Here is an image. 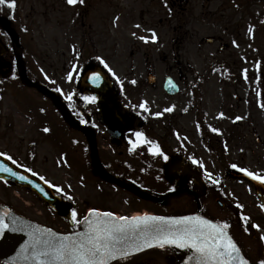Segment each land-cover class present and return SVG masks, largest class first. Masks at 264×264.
I'll return each mask as SVG.
<instances>
[{
	"label": "flooded vegetation",
	"instance_id": "1",
	"mask_svg": "<svg viewBox=\"0 0 264 264\" xmlns=\"http://www.w3.org/2000/svg\"><path fill=\"white\" fill-rule=\"evenodd\" d=\"M138 1L141 0H123V8L112 9L110 14L103 9L107 5L113 6L115 0H84V3L77 2L75 5H69L67 0H20V52L23 48L21 41L25 42L27 33L49 34L39 36L44 45L39 46L40 42H37V46L48 49L53 46L51 40L56 41V38L51 36L55 32L52 20H56L55 11L59 3L67 11L74 8L82 23L79 48L75 47V42L67 40L71 55L67 73H50L42 68L40 58L26 60L20 54V89L40 97L39 106L49 107V120L43 118L45 109L40 107L44 112H40V121L36 124L38 136L44 138L49 134L47 137H53L54 141L57 134L60 141L66 135L68 139L64 140L69 152L83 155L90 173L102 181L112 182L124 189L164 186L170 195L187 192L196 209L218 223L227 222L230 225L229 234L245 258L251 264H258L259 260L264 259V239L261 238L262 233H256L258 229L252 225H260L264 219L245 213V209L243 211V207L239 206H243L244 194L248 191L241 184H249L255 192L254 184L240 169L252 170L246 163L248 155L259 161L264 152V0H165L162 5L165 13L159 16L158 22H154L157 16L154 12L162 10L156 8L152 11L150 4L137 9ZM104 14H108L116 32L122 28L126 35L129 34L131 64H156L157 58L148 57L142 45L159 41L157 33L161 23L173 22L174 30L182 34L177 37L178 65L181 67L177 70L176 78L165 74V79L169 76L174 79L178 90L176 93L164 90L165 96L160 101L149 97L144 101L146 115L127 110L122 91L114 88V75L101 63V60L109 62L110 58L98 50L99 45L105 44L97 38L98 28L93 23L96 18L98 23L100 20L103 23ZM87 16L89 23L86 24ZM194 21L208 23L212 30V35L201 38L195 46L199 44L197 48L202 49L203 43L215 45L210 62L202 74L194 72L193 65L188 62L189 67H184L187 64L185 44L195 35L191 28ZM153 31L157 35L156 41L151 39ZM146 34H149L150 43L141 39ZM119 38L127 40L126 37ZM117 39L107 44L108 55H115L118 50ZM87 41L93 48L90 53L86 49L89 45ZM5 55L2 56L3 60ZM13 57L9 55L10 60ZM74 57L79 59V63L75 74L71 72L73 79L69 80V71L74 67L71 59ZM159 58L167 61L168 56L165 54ZM94 66L99 67L104 73L103 78L111 82L109 89L88 91L83 88V76ZM150 73L151 67L147 78ZM62 77H65V83ZM202 81L207 85H202ZM34 83L47 86L56 97L42 92ZM69 96L72 98L68 99ZM85 96H95L96 99L85 100ZM103 104L111 110L107 113L110 119L115 121V117L119 116L124 120V131L119 133L115 124L111 129L105 126L101 115ZM167 108L172 111H164ZM156 112L162 115H154ZM46 127L51 132H41ZM213 128L218 131H212ZM137 132L144 134L138 143ZM154 145L159 146V154L150 150ZM10 161L34 177L48 179L38 171L36 155L24 158L22 163L13 159ZM233 164L237 167L233 168ZM206 173H211V180ZM0 182L17 188L12 182L2 179ZM18 189L20 191V187ZM256 198L261 205L257 195ZM0 206L52 230L73 232V221H68V229L57 230L51 224V219L48 220L50 223L40 222L36 217L21 212L20 199L10 195L6 189L1 192ZM261 211L264 214L262 207ZM53 213L59 215L55 211ZM242 217L248 218L247 221ZM0 219L5 224L11 223L1 209ZM245 228L248 230L245 231ZM156 252L160 255L140 253L111 264H169V258H175L168 251ZM0 264L14 263L0 259Z\"/></svg>",
	"mask_w": 264,
	"mask_h": 264
},
{
	"label": "rangeland",
	"instance_id": "2",
	"mask_svg": "<svg viewBox=\"0 0 264 264\" xmlns=\"http://www.w3.org/2000/svg\"><path fill=\"white\" fill-rule=\"evenodd\" d=\"M164 1L141 0L138 1L137 7L135 8L139 9L144 4H150L152 11L156 8L162 10L161 12H154L157 15L154 18V22H158L159 16L165 13L162 8ZM107 6L103 9L104 12L112 14V9H122L124 2L123 0H115L113 6ZM60 7V3L57 4L55 11L56 20H52L55 32L51 36L55 37L56 41L51 40L54 44L49 49L37 46V42H40L39 46L44 45L43 40H39L38 37L49 36V34L27 33L25 42L21 41L23 42V48L21 50L23 54L20 52V47L14 51L12 43L0 27V38L6 43L9 50L6 55V61H11L12 63L10 70L3 69L0 71V151L11 156L18 163H22L24 158L36 155L38 171L44 174L48 178V181L56 186L57 193L72 204V210L75 209L78 213V220H81L86 215L87 210L93 207H99L102 212L115 213L117 217H132L138 211L140 213L145 211L152 213V210L163 215L183 214L193 211L194 205L191 195H188L187 192L174 194L162 203L138 197L129 189H124L112 182L102 181L100 178L91 174L86 167L83 155L79 152H69L67 142L65 141L68 139L66 135L60 141L57 134L54 135L56 136L54 141L53 137L51 139L47 137L49 134L46 137L44 136V138L38 136L39 133H37L36 124L40 121V112H44L42 110L44 108L45 116L43 118L49 120V107L44 105L39 106L42 100L40 97L33 95L31 91L25 92L20 89V79L18 80L20 70H18L17 58L18 56L20 57V54L26 60L32 57H38L42 61V68L48 72L61 75L67 73V68H69V64L67 63L71 56L69 50L70 44L67 43V40L75 42V47L79 48L81 45V42H79L81 35L79 28H81L82 23L74 8L67 11L65 10L66 8ZM0 13L10 18L13 26L18 31L20 39V0H16V7L14 9H10L7 4L0 5ZM85 18L86 24L89 23L88 16ZM96 19L93 24L94 27L98 28L99 37H97L98 33L95 35L105 44L99 45L98 50H100L101 54H105L107 58H110V61L107 63L115 73L113 81L114 88L117 91H122L121 94L128 111H138L146 115L145 109L141 108L140 104L149 100V97L160 101L165 96L163 89L165 74L168 73L176 78L177 70L181 67L178 65L177 37L182 34L174 30L175 24L173 22L161 23L158 26L157 33L160 37L159 41L147 44L148 46L142 45V49L143 51L145 50L148 57L153 56L157 58L156 64L146 65L143 62L131 64L129 59L130 49L128 46V43L131 44V40L128 38L129 34L126 35L122 28L116 32L113 25L109 22L110 18H108V14H104L103 23L102 20L98 23ZM191 28L194 30L195 35L188 42L189 44H185V61L193 65L194 72L202 74L210 62V55L215 50V45L203 43L202 49H200L197 48L199 44L195 46V43H199L201 38H207L212 35V30L208 23L196 21L192 23ZM111 30L112 32L109 33ZM119 37L123 39L126 37L127 40H122ZM145 37H148L147 41L150 43L149 34H146ZM114 38H118V50L115 52V55H108L109 50L107 44H109L110 40L113 41ZM87 42L89 43L90 41ZM86 49H88L89 53L93 51L90 43L86 46ZM11 54L14 56L13 60L9 58ZM165 54L168 56L167 61L159 58ZM143 55L146 57L144 53ZM71 60L74 61V67L69 72L75 74L79 59L74 57ZM188 63L184 64L185 68L189 67ZM250 66L252 67L253 65L250 64ZM149 67H151L152 73L156 76V81L152 85L147 79ZM205 72L207 73V70ZM61 79L65 83V77ZM132 81H135V83H132ZM204 84L206 82L202 81V85ZM41 132H45V130L42 129ZM45 133L49 132L46 131ZM246 163L248 168L252 169L250 170L251 172L264 177V152L259 161L257 159L253 160L248 155ZM241 185L248 189L247 193L244 194L243 211L245 209V213L264 219V214L261 211V205L256 198L255 192L251 190L249 184L243 183ZM154 187L143 190L157 197L169 191L164 186ZM18 188L0 182V199L1 192L6 189L10 195L20 199L21 212L36 217L40 222H49L48 220L51 219V224L57 230H66L69 228L68 220L60 217L56 213L54 214V210L44 204L43 200L35 192L23 188H20L19 191ZM58 189H62V191ZM259 226L256 233L260 232L264 234V222H261ZM248 239L252 240L251 238ZM151 252L156 254V256L160 255L156 250H151ZM169 260L171 259L169 258ZM158 264L161 263L158 262Z\"/></svg>",
	"mask_w": 264,
	"mask_h": 264
},
{
	"label": "snow or ice",
	"instance_id": "3",
	"mask_svg": "<svg viewBox=\"0 0 264 264\" xmlns=\"http://www.w3.org/2000/svg\"><path fill=\"white\" fill-rule=\"evenodd\" d=\"M77 2L82 4L84 0H67L69 5H75ZM2 4H7L10 9H14L16 0H0V5ZM141 39L147 41L148 37H141ZM151 39L157 40L154 31ZM97 59L101 58L97 57ZM101 63H104L105 68H108V71L115 75L106 62L101 60ZM99 77L100 74L95 73L93 82ZM68 79H73L71 72L68 74ZM168 84L171 87L175 86L171 79H169ZM71 98V96L68 97V99ZM84 99L91 101L95 100L96 97L85 96ZM140 107L145 108L146 104L142 103ZM164 111L170 112L172 109L167 108ZM154 115L161 116L162 113L156 112ZM221 115L223 114L221 113ZM236 119H240V117ZM212 131L215 132L218 129L213 128ZM136 136L138 143L139 138L144 137V134L137 132ZM150 150L154 154H159L158 145H154ZM3 155L5 153H0V156ZM8 159L12 160V157L8 156ZM165 159H167L166 156ZM232 167L236 168L237 165L233 164ZM0 171L9 172L13 176L16 175L10 168L2 165H0ZM28 171L31 172L32 170L28 169ZM240 171L256 180L264 181V177L247 169L241 168ZM206 175L210 180L212 179L211 173H206ZM19 178L21 180L27 179L23 175ZM40 179L48 183L43 176ZM53 187L56 186L53 185ZM58 190L62 191V189ZM239 207L243 206L240 205ZM89 213L90 216H85L83 220L84 231L69 235L58 234L51 229H40L35 226L31 227L30 230L27 227L17 228V219L13 218L11 223L14 230H27L29 236L18 256H22L24 260L39 262V264H111L113 261L127 259L133 253L140 252L145 248L153 246L164 248L166 245H174L181 249L193 250V255L188 259L195 261L196 264H251L245 258L232 235L229 234L230 225L227 222L214 223L203 216L164 217L149 215L148 213L132 217H117L115 213H101L95 208L90 209ZM77 215V211L73 209L71 218L76 225H79L81 221L77 219ZM242 219L247 221L248 218L242 217ZM6 227L8 225L3 219H0V231ZM252 227L259 229L260 226L252 225ZM247 230L245 228V231ZM261 238L264 239V234ZM258 264H264V259L259 260Z\"/></svg>",
	"mask_w": 264,
	"mask_h": 264
},
{
	"label": "water",
	"instance_id": "4",
	"mask_svg": "<svg viewBox=\"0 0 264 264\" xmlns=\"http://www.w3.org/2000/svg\"><path fill=\"white\" fill-rule=\"evenodd\" d=\"M0 24L2 25L4 30L10 35L12 40L17 45H19L18 34L12 28L10 21L5 17L0 16ZM5 51H6V47L3 44V42L0 40V55L3 54ZM9 66L10 65L0 61V69L3 67H9ZM95 73H99L101 77H103V74H104L102 72V70H100L99 68H92V69L88 70L85 73L84 78H83L84 88L88 91H92V90L102 91V90L109 89L110 82L107 80V78H105L104 81H102V79L99 77V79H97L95 82H93V75ZM169 79H171V78H168L166 80V82L164 83V88L170 93H175L178 90V87L172 79H171V81L173 82V84L175 86L174 87L169 86V84H168ZM154 81H155L154 76L152 74L149 75V82L153 84ZM36 86L39 87L44 92L49 93V91L46 87L39 85V84H36ZM108 111H111L110 108L107 105L103 104L102 110H101V115H102V120L104 121L105 125L109 129H111L112 125L115 124L120 130L119 133L124 131L126 129V123L124 122V120L120 117H117V116L115 117V119L117 121L110 119L109 118L110 116L107 114ZM0 165L7 167V168H10L12 170V172L16 173V175L13 176L9 172L0 171V177L12 180L20 186H27V187L32 188V190L37 192L44 199V201L47 204H49L51 207L55 208L58 212H60V214L62 216L67 217V218H71V216H70L71 205L69 203H67L65 200H63L62 198H60L59 196L55 195L53 190L48 185H46L44 182L27 175L26 173L20 171L19 169H16L14 166L9 164V162H7L1 156H0ZM21 175L27 177V179L21 180L19 178ZM245 176L247 178H249V180H251L254 183L255 188H256V192H257L262 204L264 205V183L260 180H256L253 177L248 176L247 174ZM132 190L135 191L137 194L143 196V197H146V198L158 201V202H161L164 200L163 198H157V197L152 196L148 193L142 192L138 189H132ZM1 209L4 210L8 214V216L10 217L11 220L13 218H16L17 224L20 225L21 227H27L28 230H30L31 227H33V226L38 227L40 229H47L46 227H44V226H42L36 222H33L31 220L17 216L5 208L1 207ZM88 216H90V213L88 214ZM155 216H157V215H155ZM180 216H203L205 219L212 220V219H210V218H208V217H206L200 213L185 214V215H180ZM180 216H172V217H180ZM83 220H84V218L81 221L82 229L80 231H84V229H85V225L83 223ZM213 222L216 223L215 221H213ZM80 231H78V232H80ZM55 233H57V232H55ZM58 234H60V233H58ZM70 234H73V233H70ZM62 235H64V234H62ZM67 235H69V234H67ZM28 239L29 238H17V237H8V236L0 237V259H5V260L13 262L15 264H39V262L32 261V260H24L22 256H18V253H21L22 246L25 244V242ZM145 249H147V248H145ZM133 254H135V253H133ZM176 264H196V262L190 261L189 259L182 258Z\"/></svg>",
	"mask_w": 264,
	"mask_h": 264
},
{
	"label": "bare ground",
	"instance_id": "5",
	"mask_svg": "<svg viewBox=\"0 0 264 264\" xmlns=\"http://www.w3.org/2000/svg\"><path fill=\"white\" fill-rule=\"evenodd\" d=\"M144 213H147V212L146 211L143 212V213L136 212L134 214V216H137L139 214L143 215ZM16 227L19 228L21 226L16 225ZM0 236L17 237V238H29L27 230L26 231L14 230L12 225H9L5 229H3V231H0ZM170 246L180 250L183 253L184 259H188L190 256L193 255V250H191V249H181L178 246H174V245H170Z\"/></svg>",
	"mask_w": 264,
	"mask_h": 264
},
{
	"label": "trees",
	"instance_id": "6",
	"mask_svg": "<svg viewBox=\"0 0 264 264\" xmlns=\"http://www.w3.org/2000/svg\"><path fill=\"white\" fill-rule=\"evenodd\" d=\"M79 226V225H78Z\"/></svg>",
	"mask_w": 264,
	"mask_h": 264
}]
</instances>
